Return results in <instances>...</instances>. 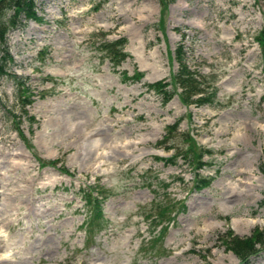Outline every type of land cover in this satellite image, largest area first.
<instances>
[{
    "label": "rangeland",
    "instance_id": "rangeland-1",
    "mask_svg": "<svg viewBox=\"0 0 264 264\" xmlns=\"http://www.w3.org/2000/svg\"><path fill=\"white\" fill-rule=\"evenodd\" d=\"M36 5L42 22L23 15L9 27L13 59L0 75L6 264H240L225 233L248 237L264 228V47L255 38L264 0ZM0 12L10 20L14 9ZM119 39L128 57L117 65L101 44ZM179 49L215 89L211 103L187 107L178 95L164 102L149 88L180 70ZM178 119L210 151L201 170L182 157L161 159L174 155L171 142L158 141ZM197 174L211 176V185L196 190ZM91 187L105 198V223L87 234L83 196ZM159 200L177 212L163 234L144 219ZM249 264H264V253Z\"/></svg>",
    "mask_w": 264,
    "mask_h": 264
},
{
    "label": "trees",
    "instance_id": "trees-1",
    "mask_svg": "<svg viewBox=\"0 0 264 264\" xmlns=\"http://www.w3.org/2000/svg\"><path fill=\"white\" fill-rule=\"evenodd\" d=\"M36 1L37 0H0V10L7 7L14 9V14L10 17V20H6L5 15L0 12V53L2 55L0 57V75L6 73V64L13 59L10 55L9 48L6 45V34L10 29L9 27H16L19 25L21 16L23 15L28 19H35L37 21L43 20L37 14ZM258 39L264 47V31ZM124 44L125 40L119 39L110 43H103L101 44V48L108 49L113 55L111 56L113 63L115 62L114 64L120 65L128 57V54L123 51ZM178 52V60L181 64L180 70L172 75L169 82L158 81L149 86L163 95L164 102H168L175 94H178L182 103L188 106L192 104L203 105L211 103L216 96L215 89L210 93L208 91L209 86H207V80L205 78L202 79L196 70L192 71L189 69L183 62L181 49H179ZM124 76L129 78L127 75ZM142 76L143 74L141 72H137L133 78L140 79ZM22 84L25 85V82H22ZM169 86H171V89L168 88ZM179 87L182 89L181 91H178ZM21 92L29 95L31 93L27 87H24ZM23 103L27 106L28 104L33 103V100L26 95L23 99ZM179 125L180 121L168 125L167 132L164 135L163 140L159 143L162 145L171 142L168 149L175 150L176 153L173 156L174 159L181 156L186 159L191 166L202 168L205 165L203 158L205 154L209 153V151L203 150L189 132L179 131ZM176 138H179L182 144L180 142L178 143ZM168 160L172 162L174 161L173 158ZM43 163L44 165H57L58 161L55 160ZM209 184L210 180L208 178H203L198 181L196 188L202 189ZM156 203L158 214H156L155 217L151 215L146 216V218L151 221V226L164 225L166 221H170V215L174 207L171 204L164 203V201H157ZM94 205L95 210L96 207L99 208L98 199H96ZM225 234L226 235L222 238L224 245L228 250L237 255L242 262H248L251 256L264 251V228L255 230L254 233L248 237H240L231 231H228Z\"/></svg>",
    "mask_w": 264,
    "mask_h": 264
},
{
    "label": "bare ground",
    "instance_id": "bare-ground-1",
    "mask_svg": "<svg viewBox=\"0 0 264 264\" xmlns=\"http://www.w3.org/2000/svg\"><path fill=\"white\" fill-rule=\"evenodd\" d=\"M2 210V209H1ZM4 211V210H3ZM1 212V211H0ZM2 214V213H1ZM1 216V215H0ZM2 222V221H1ZM2 255H0V262L2 263V264H6L7 262L9 263V262H11V260L10 259H8V258H6V257H1ZM2 259V260H1ZM12 263V262H11Z\"/></svg>",
    "mask_w": 264,
    "mask_h": 264
}]
</instances>
